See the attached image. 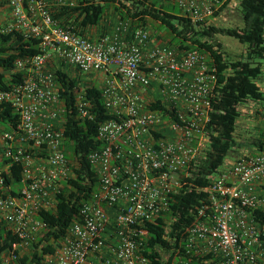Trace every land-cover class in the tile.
<instances>
[{"label":"built area","instance_id":"1","mask_svg":"<svg viewBox=\"0 0 264 264\" xmlns=\"http://www.w3.org/2000/svg\"><path fill=\"white\" fill-rule=\"evenodd\" d=\"M0 34L36 40L41 53L15 61L21 79L0 90L17 122L0 129V221L15 236L4 262L28 253L54 211L56 195L72 173L64 150L63 113L51 67L63 64L100 83L111 119L97 128L100 148L88 156L97 189L64 237L40 264H151L145 255L150 228L184 188L190 164L204 157L206 125L217 85L216 69L198 50L179 51L151 38L146 28L119 22L107 32L60 26L54 14L75 0H2ZM195 25H207L221 0H161ZM97 30V31H95ZM95 35L91 36V32ZM159 101L161 108L149 109ZM76 105L87 117L78 93ZM21 167V179L4 188L2 171ZM206 203L195 210L165 264H264V139L262 150L240 155L208 177ZM171 220L163 219L167 239ZM173 243V242H171ZM170 256L172 258L170 259Z\"/></svg>","mask_w":264,"mask_h":264},{"label":"trees","instance_id":"2","mask_svg":"<svg viewBox=\"0 0 264 264\" xmlns=\"http://www.w3.org/2000/svg\"><path fill=\"white\" fill-rule=\"evenodd\" d=\"M221 2L219 10L225 8L229 1ZM3 5L4 1L0 0V7ZM108 9L115 11L120 22L129 23L132 27L148 29L151 22L159 24L170 34L171 38L165 37L167 45L179 51L198 50L206 56V63L216 69L217 85L212 93V111L206 125L209 144L205 155L195 164H190V177L183 179L184 188L172 194L169 210L164 215L165 219L171 220L167 239L162 228L164 218L150 228L149 248L145 255L151 264H165L161 254L169 251L173 245L178 247L185 228L193 221L195 210L206 203L207 195L203 190L209 186L208 177L220 170L225 159L237 147L234 134L240 117L239 106L252 101L261 102L264 108V92L258 85L264 78V0H238L242 28L195 25L180 11H175L174 5L161 0H75L72 7H62L53 16L59 20L60 26H69L74 32L84 34L85 28L100 29ZM217 16L218 12H215L214 18ZM106 27L104 23L101 31L105 32ZM218 35L233 38L245 46L244 56L228 59L222 44L215 39ZM39 53L41 50L36 40L24 38L18 32L0 34V90L9 89L24 75L15 73L16 60L31 58ZM51 69L64 105V150L72 175L56 195L55 210L39 212V219L46 224V231L32 243L30 251L16 261L4 262L15 236L8 225L0 221V264H40L45 254L54 251L56 243L64 237L69 225L78 216L80 207L97 189L96 176L88 156L100 148L96 138L97 128L110 120L111 115L104 107L99 85L63 64L53 65ZM78 93L83 94L87 117L81 116L76 105ZM159 108V101L149 105L152 110ZM16 122L13 108L7 103L0 104V129L8 130ZM263 139L264 130L252 142L255 150H262ZM9 163V160H2L0 169ZM1 175L4 188L14 186L21 179V167L8 166ZM2 194L4 189L0 188ZM259 218L264 222V216Z\"/></svg>","mask_w":264,"mask_h":264},{"label":"rangeland","instance_id":"3","mask_svg":"<svg viewBox=\"0 0 264 264\" xmlns=\"http://www.w3.org/2000/svg\"><path fill=\"white\" fill-rule=\"evenodd\" d=\"M227 1V0H222ZM228 4L225 8L218 11V16L212 19L209 22V25L223 27V28H242L243 23L241 20V15L238 10V0H228ZM169 8L171 5H167ZM175 11L179 10L176 8ZM1 20V19H0ZM118 16L114 10L108 9L106 11L105 21L107 32L111 27L118 24ZM103 25L100 26V29L95 30L98 33L103 29ZM148 30L151 34V38L159 43H167L165 37L171 38L170 34L167 33V30L155 22H151ZM95 31L91 32V36ZM102 32V31H101ZM217 41L222 44L223 51L228 59H238L244 56L245 46L241 45L238 41L233 38L218 35L215 37ZM264 60H262L263 62ZM86 80H91L97 85H100L97 80L93 79L92 76L85 77ZM259 87L264 92V78L261 82L258 83ZM240 117L236 122V131L234 134L237 147L234 149V152L228 156L224 164L227 161L243 155L245 153L252 154L255 150V147L252 145V142L259 138L260 133L264 130V108L262 103L247 101L245 104L239 106ZM224 165L220 168L223 169Z\"/></svg>","mask_w":264,"mask_h":264}]
</instances>
